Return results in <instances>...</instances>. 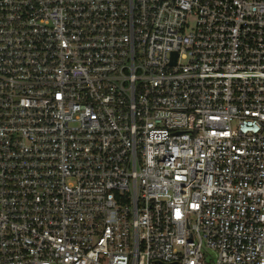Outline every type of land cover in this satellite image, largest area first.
<instances>
[{
    "label": "built area",
    "instance_id": "obj_1",
    "mask_svg": "<svg viewBox=\"0 0 264 264\" xmlns=\"http://www.w3.org/2000/svg\"><path fill=\"white\" fill-rule=\"evenodd\" d=\"M0 264H264V0H0Z\"/></svg>",
    "mask_w": 264,
    "mask_h": 264
}]
</instances>
